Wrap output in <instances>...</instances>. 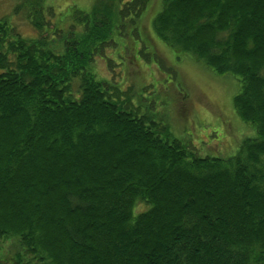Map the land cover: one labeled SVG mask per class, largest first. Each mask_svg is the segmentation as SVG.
Instances as JSON below:
<instances>
[{"label":"trees","instance_id":"trees-1","mask_svg":"<svg viewBox=\"0 0 264 264\" xmlns=\"http://www.w3.org/2000/svg\"><path fill=\"white\" fill-rule=\"evenodd\" d=\"M152 2L95 0L63 34L34 0L36 40L0 21V264H264V0H163L153 21L176 54L240 84L255 136L226 160L95 74Z\"/></svg>","mask_w":264,"mask_h":264},{"label":"rangeland","instance_id":"rangeland-1","mask_svg":"<svg viewBox=\"0 0 264 264\" xmlns=\"http://www.w3.org/2000/svg\"><path fill=\"white\" fill-rule=\"evenodd\" d=\"M33 2L0 0V21H7L27 40L38 38L25 11ZM94 3L95 0H44L41 6L53 10L54 15L48 17L54 18L52 23L66 34L76 24L77 13L91 11ZM162 8L163 0H153L143 14L138 38L131 34L128 38L115 36L117 45L108 48L106 54L114 66L98 59L95 74L104 84H110V95L117 103L132 99L138 107L141 100L158 101L161 107L155 104L154 110L163 112L157 119L172 132L173 121L174 131L184 136L198 156L232 158L247 138L255 136V130L244 124L234 108L240 84L214 75L193 57L178 55L160 41L153 21ZM146 209V205L138 204L135 215Z\"/></svg>","mask_w":264,"mask_h":264}]
</instances>
